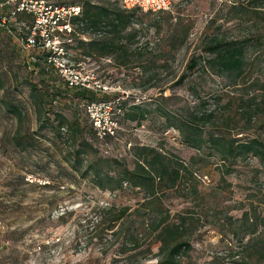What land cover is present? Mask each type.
I'll list each match as a JSON object with an SVG mask.
<instances>
[{
	"label": "rangeland",
	"instance_id": "rangeland-1",
	"mask_svg": "<svg viewBox=\"0 0 264 264\" xmlns=\"http://www.w3.org/2000/svg\"><path fill=\"white\" fill-rule=\"evenodd\" d=\"M49 1L70 3L82 0ZM93 1L94 4L112 3L119 7L117 0ZM170 2L168 11L144 12L135 8L125 32L135 34L130 49L142 52L140 60L117 66L108 56L84 58L76 47L77 42L69 49L71 62H83L97 78L119 88V91L92 95V99L102 100L123 96L119 104L124 112L119 115L121 129L116 139L100 143L101 140L91 136L89 120L77 99L68 101L64 94L58 96L51 103L52 112L63 114L69 123L78 118L84 128V139L79 138L78 142H91L96 149V153L87 146L83 149L79 157L83 160L81 170L87 161L97 157L112 158L131 168L137 146L154 147L190 164L194 179L164 191L163 208L167 210L171 223L178 222L181 216L187 218L185 226L192 248L188 264H211L216 256L231 264L229 254L237 251L239 244L227 234L226 216L239 217L248 202L256 203L259 198V213L264 221V180L257 159L238 163L221 182L217 165L191 163L196 152L180 143L176 129L165 127L167 120L164 116L152 112L137 125L138 121L130 120L125 110L140 105L153 111L155 105L152 101L163 96L169 97L165 102L167 110L183 113L197 102L196 90L207 106L213 104V96L221 91L227 92L234 100L251 93V82L258 79V84L254 83L258 86L264 81V52L251 46L245 52L250 64L246 82L232 84L228 78L199 72L182 83L175 82L186 69L189 58L200 54L203 44L213 35L238 39L260 35L264 42V11H251L245 0ZM29 23V18L20 17L11 22L13 37L0 30V73L5 74L6 83L11 77L33 83L44 79L48 86L64 92L65 86L57 74L51 71L41 73L42 64L37 61L41 55L39 50L20 45L19 39L26 35ZM98 36L90 32L86 34L87 39ZM151 75L153 78L148 79ZM26 83L20 84L14 95L26 106V118L21 127L30 135L35 132L32 135L35 147L21 152L11 147L9 138L14 130V119L10 115H0V264H128L126 256L129 254H135L131 260L137 264H155L158 244L152 237L143 240L135 250L121 254L119 236L112 231L101 233L102 225L97 224L98 218L109 209L127 206L132 212L141 208L143 191L125 187L114 192L101 190L88 176L82 177L70 169L67 161L72 146L70 133L65 127L58 136L48 128L39 130L33 105L27 98L29 87ZM146 84L151 87L146 88ZM254 92L260 91L256 89ZM49 115L52 124L56 123L54 116ZM104 165L99 164L100 167ZM11 184L17 186L11 187ZM214 210L218 212V224L212 214ZM155 215L152 214V219ZM140 222L139 217L134 219L135 236L143 232ZM258 232L264 237V222L259 225Z\"/></svg>",
	"mask_w": 264,
	"mask_h": 264
},
{
	"label": "trees",
	"instance_id": "trees-1",
	"mask_svg": "<svg viewBox=\"0 0 264 264\" xmlns=\"http://www.w3.org/2000/svg\"><path fill=\"white\" fill-rule=\"evenodd\" d=\"M245 1L251 11H257L256 9L264 11V0ZM76 2L82 5V29L99 36L87 41L76 37L70 48L77 42L76 47L84 58L108 56L112 57L117 66H127L143 57L142 52L136 48L130 49L135 34L125 32L131 22L133 12L136 11L134 8L124 9L118 4L119 8L112 3L99 5L90 0ZM19 17L28 18L22 14L18 15L17 20ZM6 35L13 37L10 34ZM261 38L260 35L259 37L246 36L242 39L225 38L220 35L211 36L203 44L201 53L189 58L186 69L175 83H182L196 72L223 79L228 78L232 84L238 81L246 82L250 64L245 52L250 46L264 52V42ZM39 53L41 55L37 61L42 64L41 73L46 74L51 71L56 74L45 64V53ZM153 74H156V71ZM150 78L153 76L148 77ZM25 81L29 87L27 98L33 105L39 130L48 128L58 136L61 134V129L65 127L70 133L72 146L67 159L70 162V169L82 177L88 176L92 183L101 190L114 192L125 187L137 188L144 193L139 205L141 208L129 212V207L122 206L104 212L97 220V224L102 225L100 232L112 231L119 236L121 254L135 250L143 240L152 237L158 244L157 252L154 254L155 264H188L189 252L192 248L185 226L187 218L181 216L178 222H169V214L163 208L162 193L194 179L190 164H184L178 157L158 151L154 147L137 146L134 149L135 161L131 168L112 158L97 157L87 161L84 169L81 170L83 160L79 157L83 149L87 146L93 153H96V149L93 148L91 142H78L79 138L84 139V128L78 118L70 123L67 122L66 116L52 112L51 103L55 98L64 94L63 96L68 101L77 99L78 105L81 103L82 106V101L93 100L94 93L84 89L68 88L62 83L65 86L63 92L48 86L44 79L33 83L26 79L11 77L9 83H6L5 74L2 72L0 73V115L3 117L10 115L14 119L15 126L9 138V144L19 152L34 148L36 143L32 136L35 132L30 135L26 130L22 131L21 125L26 118V106L21 101L22 99L14 95L19 91L18 86L24 84ZM254 83L258 84V79L250 83L253 87L251 93L240 96L236 100L227 92H219L213 96V104L210 106H207L206 100L198 96L196 90L194 94L197 102L192 107L186 108L183 113L167 110L165 102L169 100V97L163 96L152 101L155 105L153 111L140 105L129 106L125 111L130 120L138 121L137 125H140L143 119L149 117L152 112L160 113V116H164L167 120L165 127L176 129L180 136V143L196 152L191 163L217 165L221 182L224 181L225 175L235 169V165L252 158L257 159L264 180V81L258 86ZM146 85V88L151 87ZM256 89L260 92L255 93ZM67 92L70 94H66ZM80 109L84 111L83 106ZM123 112L121 107V116ZM49 114L54 116L56 123L52 124L53 121ZM90 128L91 136L95 137L91 124ZM113 139V137H106L101 141L96 140L105 143ZM100 163L105 165L100 167ZM16 186V184H11V187ZM194 194H197V191L194 190ZM257 199L256 203L248 202L246 208L241 210L239 217L234 219L233 216H226L225 225L229 227L227 234L229 233L239 244V249L229 254L231 264H264V237L258 232L259 225H262L264 221L259 213L260 200ZM215 204L218 205V202ZM154 213L156 215L152 219ZM217 213L216 210L212 211L218 224L220 219L216 217ZM137 217L141 220L143 232L135 236L132 227ZM115 227L117 229L113 230ZM138 236L142 239H138ZM147 251L150 253V245L147 246ZM134 255L126 256L129 258L128 264L138 263L131 260ZM223 259L218 256L213 257L211 264H227Z\"/></svg>",
	"mask_w": 264,
	"mask_h": 264
},
{
	"label": "built area",
	"instance_id": "built-area-1",
	"mask_svg": "<svg viewBox=\"0 0 264 264\" xmlns=\"http://www.w3.org/2000/svg\"><path fill=\"white\" fill-rule=\"evenodd\" d=\"M92 3H94L93 0ZM124 9L138 8L144 12L168 11L170 0H117ZM28 16L27 33L19 39L22 48H34L45 53V64L54 70L65 86L88 90L93 93L119 91L118 87L97 78L81 61L71 62L69 49L76 37L87 41L81 21L82 5L77 2L58 3L49 0H0V30L14 36L10 23L18 15ZM118 89V90H117ZM127 96V95H126ZM115 99L85 100L84 112L92 126L95 137L117 138L121 126L119 102Z\"/></svg>",
	"mask_w": 264,
	"mask_h": 264
}]
</instances>
